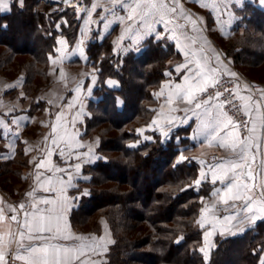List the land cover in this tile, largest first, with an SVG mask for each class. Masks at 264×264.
<instances>
[{
	"label": "trees",
	"instance_id": "trees-1",
	"mask_svg": "<svg viewBox=\"0 0 264 264\" xmlns=\"http://www.w3.org/2000/svg\"><path fill=\"white\" fill-rule=\"evenodd\" d=\"M54 7L40 0H24L20 7L11 0L10 11L0 12V75L8 82L22 80L26 96L51 84L48 68L57 40L73 45L79 35L85 7L77 14L55 13ZM238 14L241 20L228 37L212 35L214 44L243 78L264 86V9L246 3ZM114 34L87 44L86 64L68 62L95 70L81 139L98 144L97 162L83 170L88 180L72 190L89 194L77 201L71 225L94 235L99 221H108L113 243L104 264H264V221L243 235L216 237L208 257L201 253L198 222L212 187L195 183V162L179 160L186 140L176 138L188 135L189 127L177 128L167 139L148 129L158 107L154 93L166 78L169 61L179 54L170 43L150 39L140 54L116 55ZM108 79L117 80L119 88L108 89ZM115 98L123 103L116 106ZM42 104L33 103L30 112ZM27 166L19 145L12 160L0 163L1 188L10 192Z\"/></svg>",
	"mask_w": 264,
	"mask_h": 264
},
{
	"label": "crops",
	"instance_id": "crops-1",
	"mask_svg": "<svg viewBox=\"0 0 264 264\" xmlns=\"http://www.w3.org/2000/svg\"><path fill=\"white\" fill-rule=\"evenodd\" d=\"M4 2L7 3L8 8L10 9L11 0H4ZM168 2L173 3V0H168ZM84 3V7L87 9V11L84 10L81 14V18L79 20V35L74 44H68V41L62 37L57 40L59 57H61L62 63H64L69 68H74L69 66L68 63L72 60H79L82 65L86 64L87 44L92 40H103L112 32L115 33L112 39V44L113 51L116 55H126L128 52L140 54L144 48V43L150 39L162 42L166 41L170 43L174 47L175 51L179 54V58L169 61L168 70L165 73L166 78L154 93L158 107L153 120H157L158 123H151L148 129L160 133L163 138L167 139L177 128L189 127L188 135L176 138L177 142H179L180 139L186 140V144L180 146L179 160L180 156L183 155L187 157L189 161L195 162L199 167L197 180H201V183H208L212 187L210 196L205 200L201 209L199 218L200 221L203 209L205 207H210L217 199V197L213 196L212 193L223 187L219 180L213 183L210 166L219 163L221 160L230 158L232 153L230 150L222 149L218 146H208L203 137H200L198 140L191 139L194 130L198 127V118L193 115L191 111L187 113L184 111L170 112L169 106L166 105L165 98L168 95L169 88L164 86H174L176 84L183 83V77L186 74L185 70L181 68L179 71H177V66L183 65L185 63V53L187 50L192 49L190 42L184 40L183 37H181L180 41L177 42L176 39H173V36L179 35L180 32H183L185 35L194 37L197 41L196 47H202L204 51L212 57V66L219 69V71L216 73V76L219 80L223 78L242 80L243 77L238 71H236L237 69H235L233 66L232 60L226 58L219 48L214 44L212 35L217 34L221 37H228L233 30L232 28H234L241 20L238 10H240L246 3H252L257 7L264 9V0H222L220 3H218L217 0H174V6L177 8V14L174 19L176 23L185 25V27L176 29L174 24H169L168 28L166 29L163 24H158L155 26V29L156 32L160 34L161 38H154L155 33L151 35H144L141 31L140 35H137L135 30L132 32L126 31L130 22L126 18L121 21L120 17H126L128 15L127 12L119 8H117L115 15H113L111 11H104L105 8H111V0H85ZM93 4L96 5L95 10L92 8ZM9 11L10 10L0 12L7 13ZM88 13H91V15ZM102 17L103 19H101ZM185 17H187V19H185ZM192 22H195V31H192ZM105 25H107V27ZM169 29H172V31H169ZM122 34L124 35L123 41L119 39ZM60 41H63L64 43L61 44L59 43ZM81 53H83V56ZM82 70H84V68ZM83 73L87 72L85 71ZM232 73H235L236 75L232 76ZM91 77L85 76L82 78L84 80L82 87L84 86L86 90L91 89V92L89 94V99L85 103L86 109L80 114H78L76 109H74V107L78 108L79 99L72 100L68 94L62 95L61 100L46 99L44 101L35 99L34 101L31 100L26 102L25 100H27V98L25 94L21 92L20 88L22 80L19 81V83L17 82L18 80L14 82L4 81L3 83L4 92L0 96V119L5 121V123L8 125V128L5 129L4 127L0 126V163L12 160L17 153L19 145L22 146L24 154L28 157V166L21 173L20 182L14 184L10 192L4 190L0 186V208L5 210L6 217H10L12 215V213L8 211V209L12 206H16L18 208L19 205L24 204L26 209L31 211L30 205L34 202V198L29 197L27 193L36 189L37 182L35 180V176L37 174V169L35 167V163L41 159H46V161H48V163H46V168L50 170L45 171V169H41L40 171L44 173L45 177L52 178V186L54 188L58 189L60 187V185L57 183V180L60 178H63L65 183L67 182V174L64 172H57L55 171V168L69 169L73 176L72 183L75 185V187H68L64 193V195L69 200L70 207L69 211L65 214L64 220L61 221L63 230L60 235L52 238L54 235L53 233L45 232L42 233L45 239L33 240L30 243L36 245L54 244L60 246H74L80 242L74 239L66 240L63 239V237H83V234L73 229L69 220L71 211L77 206V203L75 202L77 199L73 195L72 190L78 187V183L80 181L88 180V177L84 175L83 170L86 166L93 165L97 162L96 149L98 144L94 143V145L91 146L92 155L89 159H91L92 162L90 161L89 165H83L84 162L81 163L82 157L79 160L76 159L74 155L69 158V149L65 147L64 144L60 145L61 148H65V155L62 157L59 154V150L52 144V129H48V133H46L47 131H45L44 127H46L48 124H51L50 120H52V124L56 125L57 134L59 136L62 137L64 135L66 128L68 135L75 136L77 143L83 144V140L81 139L82 127L84 125L85 118L89 115L88 102L91 99L92 93L94 91L93 87L96 85V81ZM106 86L108 89H118L119 83L117 80L108 79ZM261 88L262 93L260 101L253 98L254 96L248 87L241 86L237 91L238 98L240 96H245L250 97L251 100L250 103L249 101H240L242 104H248V110L251 115L249 128L252 127L253 123L256 126L255 131L251 133L255 144L258 146L253 148L256 156V165H254V167H257L260 162L264 160V128L261 127V118L264 117V86L261 85ZM162 90L163 94L160 95ZM70 102L74 105L72 108H68V104ZM33 103L43 104L34 110V112H30ZM213 103H216V101H213ZM172 107H177V105L174 104ZM178 107L182 109L189 106L185 104H179ZM59 112H63V117L58 121L56 117ZM161 112L164 113L163 116L160 115ZM45 113H48L49 117L42 118L41 114L44 115ZM169 116L175 117V121L172 125H168L166 123V118ZM13 119L18 121V125L12 123ZM73 120H75L74 124L71 123ZM40 123V127L43 129H34V127H38ZM5 131H7V135L4 134ZM29 131L32 132L29 133ZM234 131L236 132V137L234 138L239 140H245L250 134L249 133L245 139H242L239 136L237 129ZM164 132L168 133L167 136L163 134ZM71 147L76 148V144H72ZM49 151L52 152L51 156L46 155ZM76 151L79 153L88 152L86 147L76 148ZM213 155H217L218 157L216 163H211L209 160ZM86 159L88 158H84V160ZM77 163L81 164V167L78 171L74 167ZM257 171L259 172L258 167ZM201 172L206 173L204 178L201 177ZM256 179L258 182V193L261 175H257ZM44 187H48V185H45ZM58 194L59 193L55 191H44L43 189H39L35 191V199H55ZM257 199H259L258 195ZM38 206L40 208L48 207L43 204ZM226 214L227 213H224L223 211L219 213L221 216ZM17 216L22 222L23 214L18 211ZM203 216V224L201 225L199 223L198 225L203 230L202 239L204 249L212 248L216 237L226 238L243 235L246 231L253 228L257 222L264 221V216L258 214L254 221L246 222L243 225L244 230L242 232L232 235L228 232H224V229L221 228L220 224H217L216 230L213 231L212 223H210V212H204ZM5 224L10 225L13 231H15L18 227L15 222H11L9 219L5 220ZM233 231L236 230L233 229ZM209 232H211L212 235L208 236V240L205 241V236ZM221 232H224V234H221ZM25 243H29V241L26 239ZM12 252L15 253V245H13L11 249H6L7 259ZM90 256H92L91 252H87L84 260L80 257L77 262L76 260H73L71 264H82V262L92 264V262H94V257L92 258ZM19 263L25 264L24 261L20 260Z\"/></svg>",
	"mask_w": 264,
	"mask_h": 264
},
{
	"label": "snow or ice",
	"instance_id": "snow-or-ice-1",
	"mask_svg": "<svg viewBox=\"0 0 264 264\" xmlns=\"http://www.w3.org/2000/svg\"><path fill=\"white\" fill-rule=\"evenodd\" d=\"M18 2L20 7H23L24 0H18ZM217 2L220 3L222 0H217ZM92 8L95 10L96 5L93 4ZM117 8L128 13L126 17H120L121 21L126 18L130 22L126 31L132 32L135 30L137 35H140L142 31L144 35L155 33L154 38H161L155 29V26L158 24H163L166 29L169 24H174L176 29L185 27V25L176 23L174 19L177 14L174 0L173 3H169L168 0H111V8H105L104 11H111L115 15ZM8 10L10 9L7 3L4 0H0V11ZM88 14L91 15V13ZM192 23V31H195V22ZM105 26L107 27V25ZM169 31H172V29H169ZM181 37L192 45V49L187 50L185 53V63L177 66V71L183 68L186 74L183 77L182 84L164 86L169 88L165 102L169 106L170 112L184 111L187 113L191 111L198 118L199 124L194 130L191 139L198 140L200 137H203L208 146H218L231 151L232 156L230 158L221 160L219 163L210 166L213 183L219 180L223 187L212 193L217 199L210 207L203 209L198 223L202 225L204 222L203 213L210 212V223H212L213 231L216 230L217 224H220L224 232L235 235L238 232H242L244 230L243 225L246 222L254 221L258 214L264 216V160L257 166L259 168L258 172L257 167H254L256 165V156L253 151V148L258 146L251 135L255 131L256 126L253 123L252 127L248 128L250 134L245 140L234 138L236 137L234 130L238 129L239 125L228 115L225 107L228 104H232L233 107H237V105L233 104L232 99L221 101L220 98L223 96V93L218 90L215 91L214 95L202 98L209 88L215 89L216 85L219 84L220 81L216 76L219 69L212 66V57L202 47H196L197 41L194 37L180 32L179 35H174L173 39L179 42ZM119 39L123 41L124 35L122 34ZM59 43L63 44L64 42L60 41ZM81 55L83 56V53ZM60 74L63 77V71ZM231 75L235 76L236 74L232 73ZM73 92L79 93L80 86L78 85L73 89ZM90 92L91 89H89ZM224 92H231V90L226 88ZM162 94L163 90L160 95ZM239 99L251 102L250 97L240 96ZM213 101H216V103H213ZM114 103L116 106H119L123 101L115 98ZM174 104L177 107H172ZM179 104H185L189 107L181 109L178 107ZM73 106L71 102L68 104V108H72ZM240 108L244 109V114L249 116L251 120L248 104H241L237 110ZM160 115L163 116L164 113L161 112ZM62 117L63 112H59L56 119L59 121ZM174 121L175 117L169 116L166 118L168 125H172ZM12 123L18 125V121L15 119H13ZM71 123L74 124L75 120ZM157 123V120L152 121V124ZM0 126L5 129L8 128L3 119H0ZM261 127L264 128V117L261 118ZM4 134L7 135V131ZM163 134L167 136L168 133L164 132ZM52 135V144L59 150V154L62 157L65 155V148H61L60 145L64 144L69 149V158L73 155L78 160L81 157L91 158V148L86 153L76 151V148H82L85 145L77 143L75 136L68 135L66 128L64 135L61 137L57 134L56 125H53ZM72 144H76V148H72ZM46 155L51 156L52 152L49 151ZM185 159L187 157L180 156L181 161ZM46 163H48L46 159H41L35 163L37 186L32 192L27 193L29 197L34 198V202L30 205L31 211L27 210L24 204L19 205L18 208L12 206L8 209L12 215L6 217L5 210L0 208V264H7L6 249H11L13 245H15V255L12 258L24 261L25 264H71L73 260H78L87 252L100 254L101 251L107 250L96 238L81 236L63 237L66 240L74 239L80 242L74 246L36 245L30 243L33 240L45 239L42 235L45 232L53 233L52 238L60 235L63 230L61 221L64 220L65 214L69 211L70 207L69 200L64 193L68 187H75L72 183L73 176L69 169L55 168V171L67 174V182L65 183L64 179L60 178L57 180L60 187L58 189L54 188L52 186V178L45 177L44 173L40 171L41 169H45V171L50 170L46 168ZM74 167L78 171L81 164L77 163ZM257 175H261L258 193ZM205 176L206 173L201 172V177L204 178ZM195 183L199 185L201 180H196ZM45 185H48V187H44ZM39 189L55 191L59 194L55 199L40 198L36 200L35 191ZM82 194L88 195L89 193L84 191ZM257 195L259 199H257ZM40 204L48 207L40 208L38 206ZM18 211L23 214L22 222L18 219ZM221 211L227 214L221 216L219 215ZM6 219L17 224L18 227L15 231L11 229L10 225L5 224ZM233 229L236 231H233ZM224 232H221V234H224ZM210 235H212L211 232L206 234L205 241L208 240V236ZM26 239L29 243H25ZM205 256L207 258V253H205ZM82 264H87V262H82ZM92 264H96V262H92Z\"/></svg>",
	"mask_w": 264,
	"mask_h": 264
},
{
	"label": "rangeland",
	"instance_id": "rangeland-1",
	"mask_svg": "<svg viewBox=\"0 0 264 264\" xmlns=\"http://www.w3.org/2000/svg\"><path fill=\"white\" fill-rule=\"evenodd\" d=\"M40 1L42 3H47V2H45L43 0H40ZM53 2H54V0L48 2L47 4L54 5ZM55 5H57V4H55ZM61 22L66 23L64 18L61 19ZM50 63L51 64L49 65V68H48L49 71L48 72H49V76H50V79H51V84L49 86L41 88V90L33 97L25 95L26 98H27V100H25V101L26 102L31 101V100L34 101L35 99H38V100L40 99V100H44V101L46 99L61 100L62 99L61 98L62 95L68 94V95H70L69 97L72 100H78L79 99L78 108L74 107V109H76V112L78 114H80L83 110L85 111V109H86V104L85 103L89 99V94L90 93H89L88 89L86 90L84 88V86L82 87L83 82H84V80L82 78L85 77V76L86 77H91L92 76L91 78L96 81L95 70L93 68L87 69V68H85V66L83 67L84 70H82L83 69L82 66L69 68L64 63H62L61 57H59L58 48H56V57L55 56L52 57ZM61 71H63V73H64L63 77H61V74H60ZM85 71L87 73H83ZM4 81H5L4 78L0 75V92H1L0 96L4 92V84H3ZM19 81H21V80H18L17 82L19 83ZM78 85L80 86V92L79 93H74L73 89H75ZM21 86H22V84H21ZM21 86H20L21 92L23 94H25L24 91H23V88ZM95 86L96 85H94V87L93 86L92 87L95 89ZM91 98H92V96H91ZM41 117L42 118H44V117L47 118V117H49V114L48 113H45L44 115L41 114ZM50 122H51V124H48V125H46V127H44L45 131H47L46 133H48V129H52V126H53L52 120H50ZM40 125H41V123L38 125V127H34V129H36V128L43 129L42 127H40ZM31 132L32 131H29V133H31ZM94 143L97 144V140H94V141H91V142L83 141V145H85L87 151H88L89 148H91V146L94 145ZM84 158L85 157H82V162L81 163L84 162L85 164L83 163V165H89V162L91 161V159L88 158V159H86L87 160L86 161V160H84ZM96 158H98V156H96ZM92 159H93V157H92ZM17 182H20V179H18ZM16 183L11 184V186H13ZM6 188H8V187H6ZM84 191H86V190L84 189ZM73 195L77 199L75 201L76 203H77V201L81 200V198H82V194L81 193H76L75 192ZM71 214H72V211L70 213L69 220H70ZM99 224H100V228H99L98 232L96 234H94V235L85 234L82 231H80L78 228H74L73 226L72 227L77 232L83 234V237H85V238H96L97 241L102 243L104 245V247L108 250V247L113 243V233H112V231H111V229L109 227L108 221L106 219H104V218L101 219L99 221ZM107 250L106 251H101L100 254H96L94 252H91L92 256H90V257H92V258L94 257L93 261L96 262V264H104L105 261H106ZM208 252H210V249H203V251L201 253H203L204 255H205V253H207V257H208V255H209ZM85 257H86V254L84 256H81V258L83 260L85 259ZM77 261L78 260H76V262Z\"/></svg>",
	"mask_w": 264,
	"mask_h": 264
},
{
	"label": "built area",
	"instance_id": "built-area-1",
	"mask_svg": "<svg viewBox=\"0 0 264 264\" xmlns=\"http://www.w3.org/2000/svg\"><path fill=\"white\" fill-rule=\"evenodd\" d=\"M45 2H50L52 0H43ZM60 4L54 5L55 7V13H64L67 10H72L73 13L77 14L80 11L83 10V1L82 0H59ZM182 1V0H180ZM219 84L216 85V88H209L208 92L203 94L202 98H206L208 95H214L215 91H220L223 93V96L220 98L221 101L225 99H232L233 104L237 105V107H233L232 104H228L225 107V111H227L228 115L233 118V120L239 125V128L237 129L239 136L242 139H245L249 132V116H246L244 114V109L238 107L242 104L240 99L238 98L237 91L241 86L248 87V89L251 91L253 98L257 100H261V93L262 88L260 84L254 83L252 81H247V79L243 78L242 80H233V79H227L223 78L219 80ZM230 89L231 92H224V89ZM235 94V95H232ZM247 125V127H246ZM211 163H216L218 160L217 155H213L210 159ZM15 255L14 252L10 253L7 264H20L19 260H15L12 257Z\"/></svg>",
	"mask_w": 264,
	"mask_h": 264
},
{
	"label": "water",
	"instance_id": "water-1",
	"mask_svg": "<svg viewBox=\"0 0 264 264\" xmlns=\"http://www.w3.org/2000/svg\"><path fill=\"white\" fill-rule=\"evenodd\" d=\"M53 3H54V5H55V4H60V1H59V0H54Z\"/></svg>",
	"mask_w": 264,
	"mask_h": 264
}]
</instances>
